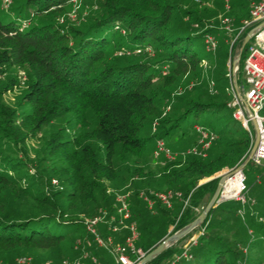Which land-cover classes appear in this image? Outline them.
Segmentation results:
<instances>
[{
	"label": "trees",
	"instance_id": "obj_1",
	"mask_svg": "<svg viewBox=\"0 0 264 264\" xmlns=\"http://www.w3.org/2000/svg\"><path fill=\"white\" fill-rule=\"evenodd\" d=\"M72 1L16 0L0 14L3 264H15L21 255L35 264L46 259L39 251L55 263L78 257L83 264H109L108 250L79 214L92 217L106 209L109 217L120 190L128 192L137 245L151 250L206 205L219 176L198 183L201 176L238 165L253 138L252 125L246 128L229 104L231 34L218 15L224 0H100L88 20L60 23ZM251 1L229 0L222 14L239 25ZM211 17L216 25L205 22ZM208 33L217 39L213 49L206 47ZM246 51L247 45L238 83ZM16 89L20 95L12 105L3 94ZM162 105L168 106L164 115ZM197 126L215 133L205 154L177 156L157 172L143 163L157 138L176 151L196 144ZM250 163L260 172L257 181L246 182L245 200L214 203L195 243L185 249L196 227L143 264L264 263V167L248 160L246 180ZM161 189L181 194L166 206L150 193ZM96 226L115 240L127 233L108 222Z\"/></svg>",
	"mask_w": 264,
	"mask_h": 264
},
{
	"label": "built area",
	"instance_id": "obj_2",
	"mask_svg": "<svg viewBox=\"0 0 264 264\" xmlns=\"http://www.w3.org/2000/svg\"><path fill=\"white\" fill-rule=\"evenodd\" d=\"M219 18L221 22L220 26L231 34V37L229 38L230 51L236 43L242 41L243 36L249 29L254 28L253 34L245 44L247 45V51L243 62V81L241 83H238L237 81L238 92L231 83L230 88L232 92V100L229 104L235 107L233 115L238 118L246 128H249V125H252V119L255 120L258 132V141L250 159L256 164L264 167V0L251 1L249 5V16L243 18L239 25H234L232 18L228 15L221 13L219 14ZM205 41L207 49H213L217 45L216 37L210 33L206 34ZM239 93L242 97L239 96ZM247 107L251 110V115L247 114ZM196 128L200 132L196 144L190 146L186 150L176 151L171 149L166 144L164 139L157 138L153 154L156 157L163 155L170 160L175 159L177 156H185L187 153L205 154V149L215 137V133L209 129L202 128L201 126H197ZM253 141L254 133L250 148ZM233 172L240 173L238 192L232 195H224V179V184L221 188L218 202L230 198L245 200V193L248 186L246 184V177L243 172V168ZM218 175L219 173H217V176ZM262 175L264 176V170ZM150 193L159 198L166 206H171L172 197L174 195L180 196L181 194L179 191H173L172 189L151 190ZM142 194L147 199L148 205L150 207L153 206V199L144 192H142ZM127 195L128 194L117 193L116 209L114 213L109 214V217H107L108 211L106 209H103L102 212L95 214L92 217H84L87 230L93 233L99 245L103 246L114 255L117 264H136L148 252L143 250L136 243L139 231L136 226V222L132 219V212L126 199ZM186 202L187 199L184 203ZM261 219L264 221V217H261ZM98 222H108L113 231L126 229L127 233L124 235L123 240H115L111 234L103 236L96 226ZM196 239L197 235L190 237V239H188L184 244L185 249L190 244L195 243ZM185 251L186 250H184V253ZM95 262V264H99L97 261ZM0 264L3 263L0 262ZM15 264H32L31 257L28 255L18 256L16 257ZM35 264L83 263L79 258H77L75 261L73 260V262L64 259L60 263H55L51 259H45Z\"/></svg>",
	"mask_w": 264,
	"mask_h": 264
},
{
	"label": "rangeland",
	"instance_id": "obj_3",
	"mask_svg": "<svg viewBox=\"0 0 264 264\" xmlns=\"http://www.w3.org/2000/svg\"><path fill=\"white\" fill-rule=\"evenodd\" d=\"M98 1H100V0H73L70 4L66 5L65 6V10L62 11L59 14V17H58L59 18V22L60 23H63V24H66V23H74L75 24V23H80L82 21L88 20L92 15H96L97 14V9H98V4H99ZM196 1H198V0H196ZM19 2H20V0H18V3ZM12 5H16V0H0V14L3 15V11L4 12L10 11V7H12ZM229 6H230L229 5V0H224V8L221 11V13L222 12H228L229 11L228 10V7ZM221 13H219V14H221ZM213 18L214 17H211L210 19L205 20V22H209L208 24L211 23V24L216 25V23L213 22L214 21ZM23 24H24V22H23ZM240 44H241V42L236 43L232 47V50L230 51V56L228 57V61H227V72L226 73H227V75L229 77V83H230V85L232 83V57H233L234 53L236 52V50L238 49V47L240 46ZM238 68H239V62H238ZM238 68L236 70V74L238 72ZM242 69H243V66H242ZM19 73H20L19 75H22V76L24 75L23 72H22V70L19 71ZM21 79H23V77H21ZM191 80L193 81V78L190 77L188 81L190 82ZM189 85H190V83H189ZM212 85H213V83L209 84L210 87ZM179 89H182V87L180 86ZM229 91L231 92L230 86H229ZM231 94H232V92H231ZM3 95H4V98H5L4 100L13 105L14 104V101H15V99L17 97V95H20V89H16L14 91L7 90ZM223 97H225V96H223ZM161 109H162V115H164L166 113L167 109H168V106L167 105L166 106L165 105H162V108ZM263 112H264V110H263ZM151 125H152V129L154 130L156 128V125H157V120H153ZM189 147H187V148H189ZM187 148H184V149L182 148L180 151L186 150ZM143 158H144L143 159V163L147 167H149L150 169H153L156 172L159 170L160 167L165 166L169 161H171L170 159H168L167 157H165L163 155H161L159 157H156L153 154V150H149V151L144 152ZM173 164L174 163H172V162L168 163V167H171V165H173ZM232 168H229V167H226V166L225 167H222V168L218 169L216 172H214L212 174H205V175L201 176V178L198 180V182L201 181V180H204V179L206 181V179L208 180V179L212 178V176L214 174H216V173L225 174V172L227 173ZM259 170H260V166H258V165H252L251 163L248 164L245 167V172H246L247 178H248L246 180V182L247 181H251L252 182V181H255V180L257 181V178H258L259 172H260ZM220 172H223V173H220ZM133 173L135 174V172H133ZM213 177H215V176H213ZM164 188L165 187H163L162 189H164ZM247 192L248 191H246V193H245L246 195L248 194ZM117 193L128 194V192H126V191L124 192L123 190H120ZM204 206L205 205H203V206L200 207V211L203 209ZM80 215H81V217L83 216V218L84 217H87L83 213H80L79 216ZM171 228H172V226L169 227L168 230H170ZM202 230H203L202 227L196 226L195 230L190 234V236L191 237L193 235H197L198 236L201 233ZM190 236H188L187 238H189ZM187 238L183 239L180 242V247H181V245L184 243V241ZM182 249H183V247H182ZM108 253L111 256L110 259H109V264H112L115 261V257H114V255L111 252L108 251ZM38 254L40 256H42V258L48 259L46 257V255H47V252L46 251H39ZM77 258H75L74 261ZM262 264H264V263H262Z\"/></svg>",
	"mask_w": 264,
	"mask_h": 264
},
{
	"label": "water",
	"instance_id": "obj_4",
	"mask_svg": "<svg viewBox=\"0 0 264 264\" xmlns=\"http://www.w3.org/2000/svg\"><path fill=\"white\" fill-rule=\"evenodd\" d=\"M253 32H254V28H251L245 33V35L243 36V39L241 41L240 46L238 47V49L236 50V52L234 53V55L232 57V84H233V86H234V88L236 89L237 92H238V83H237L236 70L238 68V62H239L241 53H242V51H243V49L245 47V44L248 41V39L251 37ZM239 96L242 97L240 93H239ZM247 114L251 115V110L248 107H247ZM252 125H253V128H254V141H253V144H252L250 150L248 151V153H247L246 157L243 159V161L240 162L235 167H233L228 172H233L235 170H241L244 167V165L247 163V161L250 160L252 152L254 151L255 146L257 144V141H258L257 126H256V123H255L254 119H252ZM213 176H217V173L214 174ZM225 176H226V173L225 174H219V180H218L217 186H216L213 194L211 195L210 199L208 200L206 205L203 207V209L198 213V215L192 221L188 222L187 224H185L183 227H181L180 229L176 230L175 232H173V233H171L169 235H166L151 250H149L145 254V256L139 262H137L136 264L145 263L146 261L151 259L153 256H155L156 254L161 252L163 249H165L167 246L171 245L177 239H179L180 237L185 235L191 229H193L194 227L198 226L202 222V220L204 219V217L206 216L208 210L212 207V205L214 203L218 202L219 194H220L221 188H222V186L224 184Z\"/></svg>",
	"mask_w": 264,
	"mask_h": 264
},
{
	"label": "bare ground",
	"instance_id": "obj_5",
	"mask_svg": "<svg viewBox=\"0 0 264 264\" xmlns=\"http://www.w3.org/2000/svg\"><path fill=\"white\" fill-rule=\"evenodd\" d=\"M226 173V172H225ZM239 172H229L225 176L224 195H232L238 192L240 183Z\"/></svg>",
	"mask_w": 264,
	"mask_h": 264
},
{
	"label": "crops",
	"instance_id": "obj_6",
	"mask_svg": "<svg viewBox=\"0 0 264 264\" xmlns=\"http://www.w3.org/2000/svg\"><path fill=\"white\" fill-rule=\"evenodd\" d=\"M207 180V179H206ZM203 181H205V179L204 180H201V181H199L198 183H200V182H203Z\"/></svg>",
	"mask_w": 264,
	"mask_h": 264
}]
</instances>
